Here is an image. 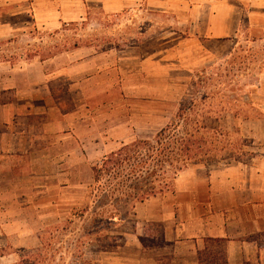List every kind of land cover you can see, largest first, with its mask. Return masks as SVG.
Instances as JSON below:
<instances>
[{"label": "rangeland", "instance_id": "obj_1", "mask_svg": "<svg viewBox=\"0 0 264 264\" xmlns=\"http://www.w3.org/2000/svg\"><path fill=\"white\" fill-rule=\"evenodd\" d=\"M0 6V62L18 66L77 44L94 47L117 67L112 79L108 75L98 88L75 96L85 121L79 131L82 141L68 137L45 143L27 166L3 169L0 264L21 263L34 253L45 255V264H139L137 249L126 247L124 239L143 226L137 217L88 233L97 226L92 211L81 215L91 167L111 148L153 138L174 120L184 99L197 98L195 121L218 129L209 140L216 148L214 162L191 168L206 172L251 158L253 140L244 123L258 115L255 107L263 102L257 85L264 72V29L253 24H264V14H255V20L248 14L238 37L220 42L191 34L174 13L135 8L113 15L88 8L84 19L45 28L33 17V0H1ZM56 92L62 106L71 109L66 83L60 81ZM144 234L146 247H163L160 223H148ZM130 238L137 244L136 235Z\"/></svg>", "mask_w": 264, "mask_h": 264}, {"label": "crops", "instance_id": "obj_2", "mask_svg": "<svg viewBox=\"0 0 264 264\" xmlns=\"http://www.w3.org/2000/svg\"><path fill=\"white\" fill-rule=\"evenodd\" d=\"M88 8L113 15L135 8L174 13L191 34L228 42L238 37L245 16L264 14V0H33V17L38 25L52 28L84 19ZM116 69L86 46L36 56L18 66L11 60L0 62V175L8 167L12 171L27 166L29 158L45 150V143L68 137L82 141L79 131L85 121L75 96L98 88ZM261 75L257 92L263 102L255 107L258 115L244 123L253 140L251 158L206 172L190 167L176 180L174 192L138 203L130 217L143 226L124 239L126 247L133 244L137 249L139 264H264V72ZM60 81L73 96L71 109L62 106L56 92ZM155 222L162 225L164 245L148 248L144 233L148 223ZM135 235L137 244L129 240Z\"/></svg>", "mask_w": 264, "mask_h": 264}, {"label": "trees", "instance_id": "obj_3", "mask_svg": "<svg viewBox=\"0 0 264 264\" xmlns=\"http://www.w3.org/2000/svg\"><path fill=\"white\" fill-rule=\"evenodd\" d=\"M197 102L193 97L184 99L174 120L153 138L124 143L92 165L88 200L81 210V215L90 211L95 215L97 226L89 234L101 232L105 225H121L138 203L174 192L183 171L214 162L216 148L209 140L218 129L195 121ZM45 260L42 253H34L15 264H45Z\"/></svg>", "mask_w": 264, "mask_h": 264}]
</instances>
